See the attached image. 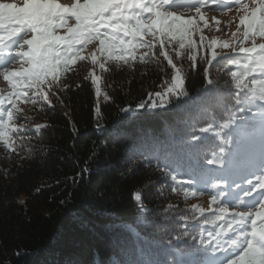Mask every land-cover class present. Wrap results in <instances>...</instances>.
Wrapping results in <instances>:
<instances>
[{
	"label": "trees",
	"instance_id": "obj_1",
	"mask_svg": "<svg viewBox=\"0 0 264 264\" xmlns=\"http://www.w3.org/2000/svg\"><path fill=\"white\" fill-rule=\"evenodd\" d=\"M163 51L153 41L127 63L111 61L99 102L91 78L76 68L48 88L51 104L34 99L31 113L16 114L26 130L11 147L0 143V264H193L204 249L217 262L228 239L216 235V223L198 221L190 241L174 238L184 219H196L173 214L170 185L188 176L200 184L205 170L214 180L219 161H233L235 144L255 135L245 130L257 109L230 106L239 91L231 72L241 69L222 56L195 67L174 60L182 96L148 108L174 76ZM141 101L146 106L137 108ZM212 106L223 114L212 118ZM202 117L211 119L210 134L187 138L186 124Z\"/></svg>",
	"mask_w": 264,
	"mask_h": 264
},
{
	"label": "snow or ice",
	"instance_id": "obj_2",
	"mask_svg": "<svg viewBox=\"0 0 264 264\" xmlns=\"http://www.w3.org/2000/svg\"><path fill=\"white\" fill-rule=\"evenodd\" d=\"M210 2L217 8L231 10L230 5L219 3L217 0H194L192 3H179L178 0H159V3L156 0H84L81 3L80 0H76L74 4L69 6L58 4L55 0H24L22 6L14 2L0 0V30L8 32L7 37L0 36V43L6 39H11L12 47L16 49V55H9L5 64L0 66V75L9 81L22 77L21 83L24 80L29 81V89L35 88L37 94L51 104L47 94L41 88L44 79L51 75L52 79L48 81V86L51 88L58 79L57 73L61 67L67 69L72 60L81 59L80 51L82 49L77 46L99 40L98 52L101 56L115 57L125 63L128 62L129 57L136 58L135 50L137 47L143 46L151 51L153 42L147 40L143 45L133 44L131 39H117V34L120 33L133 38L147 34H151L153 39H156L158 34L160 37H168L170 40L178 37L181 50L185 49V41H187L188 48L192 49L196 47L195 42L191 39L193 31L198 28L195 23L196 18L204 19L201 9L209 6ZM236 2L240 3V0H236ZM240 6L244 9L248 7L242 3ZM169 9H181L195 15H190L185 19L184 11L177 15L175 11ZM69 13L75 18L74 26L68 25L66 17ZM257 13L260 15L258 16ZM56 20L60 24L68 25L65 35H57L53 32L54 21ZM5 22H7L8 27H5ZM240 22L241 24L248 22V29L242 36L233 33L237 39H247L249 33L254 34L255 32L264 38V0H258V6L253 7L251 16H242ZM257 23L258 28L255 27ZM101 37L104 38L101 39ZM204 40L205 38L201 36V45H204ZM159 43L163 47L165 40L160 39ZM62 45L66 46V52L62 54L53 51L57 46ZM214 45L215 41L212 42V45L204 46L211 47ZM224 46L228 47V42H225ZM5 47H9V45L5 44ZM231 47L233 52L248 55L242 58L243 62L236 56L221 57V61H231L241 69L239 72H231L235 81V88L239 91L235 94L234 104L230 106L241 105V110L247 107L248 113L252 112V108L248 105L254 106L258 115H252L249 118L257 120L260 126L264 128V86L258 90L249 89V85L245 83V79L252 76L257 70L264 74V43L258 45L253 43L251 47H245L242 43H233ZM162 55L167 59L168 64L175 69L176 75L171 85L164 91L155 93L156 99L147 104V107L152 109L166 106L165 97L169 94L179 96L183 92L185 82L180 74L181 69L177 68L176 63H173L172 56L167 51H163ZM178 55H183V53H178ZM216 57L217 53L212 51L211 59L207 57L202 59L206 64H211L213 60H216ZM188 58L195 67L196 57L192 55ZM97 59L98 56L94 53L92 55L93 63H96ZM141 59H143V55ZM21 60L23 63L29 64L30 67L24 68L22 72L14 70L11 62L19 63ZM61 61H63L62 64ZM99 67L104 69V63L101 62ZM204 71L207 72V68ZM207 83L212 85L214 81L208 80ZM245 89L249 90L245 91ZM99 91L97 85V95H99ZM20 95H24L26 101L35 102L33 96L21 92L9 93L4 99L9 100L15 106V101L11 97H19ZM2 103L3 100H0V104ZM145 106L144 101L136 105L137 108H144ZM131 110V107L122 109V111ZM16 111H20V109H16ZM13 114V111H7L9 120L12 119ZM227 126L229 125L226 124L225 127ZM208 130V128L202 129L203 132ZM219 162L223 163V161ZM261 169L264 172V163H262ZM243 197L246 199H240L236 207L255 209L259 205V210L232 212V219L226 221L227 228L222 227L221 231L216 234L218 237L222 236L229 229L236 233L234 238L230 237L228 240L231 247L230 255L221 258L219 264H225V262L227 264H264V175L258 177L255 183L249 182V187L244 190ZM213 202H215V197H213ZM219 212L222 214L221 216H214L205 223L215 224L218 219H222L223 215L228 213V208L226 206L221 207ZM253 216L256 218L253 219ZM257 220L261 221L260 227H257ZM233 224L235 225L234 228L232 227ZM232 256L235 258H230ZM193 264H216V260L207 249H204L202 258L193 261Z\"/></svg>",
	"mask_w": 264,
	"mask_h": 264
},
{
	"label": "rangeland",
	"instance_id": "obj_3",
	"mask_svg": "<svg viewBox=\"0 0 264 264\" xmlns=\"http://www.w3.org/2000/svg\"><path fill=\"white\" fill-rule=\"evenodd\" d=\"M82 3L84 0H80ZM4 2H14L19 5H23L24 0H4ZM58 4H63L65 6H69L71 4H74L76 0H55ZM157 3H159V0H156ZM179 3H192L194 0H178ZM219 3H224L226 5L231 6V10L228 8H217L214 4L211 2L209 3V6L204 7L201 9V12L204 16V19H199V17L196 18L195 23L198 25V28L193 31L191 39L195 42L196 47L189 49L187 41H185V49L181 50L179 48V38L171 39L168 37H160L159 34L157 35L156 39H153L151 34H147L145 36H136L135 38L131 36H124L122 33L117 34V39L123 38L124 40L131 39L133 44L137 45H143L145 41L152 40L153 41H159L160 39L165 40V46L167 48V51L169 55L173 58V63H175L174 60L180 61L181 59L187 58L189 59V56L194 55L196 57V62L204 61L202 58L207 57L208 59H211V53L212 51H215L217 53L216 61L220 59L221 56L224 55H231V56H237V54H243L241 57L248 54L244 53H238L233 52L231 45L233 43L235 44H243L245 47H251L253 43L260 44L264 43V38L260 37L258 32L249 33V36L247 39H237L235 36H233V33H236L237 36H242L243 33L248 29V22H245L244 24H241L240 18L244 15L251 16L253 7L258 6V0H240V3H237L236 0H217ZM246 4L248 5L247 9L241 8L240 4ZM172 11H175L177 15H180L182 11L181 9H169ZM148 15V14H146ZM190 15H195L194 13H189L187 11H184V18L187 19ZM259 16L260 13H257ZM68 20V25L74 26L76 21L73 16L69 13L66 17ZM55 27L53 28V32L57 35H65L67 33V26L60 24L58 20L54 21ZM258 23L255 25L256 28H258ZM5 27H8L7 22H5ZM239 30V31H238ZM10 31V29H9ZM104 31V29H102ZM109 32L111 30H108ZM0 36L7 37L8 32L0 30ZM203 36L205 38L204 45H212V42L215 41V45L211 47H205L204 45H201L200 43V37ZM104 37H101L103 39ZM14 39V38H13ZM170 40V42H169ZM225 42H228V47H225ZM3 44L9 45V47H6L3 52L0 54V66L5 64V61L9 55H16V49L15 47H12V40L6 39ZM1 47V46H0ZM81 48L80 51V57L81 59H74L72 62L67 66V69L61 67L58 70L57 76L59 78L65 74L67 70H73L76 69L77 71H84L85 75L89 76L94 84V88L96 91L97 85L99 86V95H97L98 102L102 98L103 91H102V84H103V78L105 70L108 66V64L113 61H122L119 59H116L115 57H106L101 56L98 52L99 48V40H93L87 45H80L77 46ZM146 47L140 46L137 47L135 50V54L137 52H143L146 50ZM15 50V51H14ZM54 52L64 53L67 51L66 46H57L55 49H53ZM183 53V55H178V53ZM96 54L98 56L97 62L93 63L92 61V55ZM71 55V53H69ZM119 55V53H117ZM215 61V60H213ZM212 61V62H213ZM103 62L105 67L104 69H101L99 67V64ZM63 61H61V64ZM12 66L14 70L22 72L24 68L30 67L29 64L23 63L21 60L19 63H16L15 61H12ZM178 68V67H177ZM181 76H183V73H180ZM257 74V75H255ZM255 74H252V80L249 81L248 85H250L249 89H259L260 87L264 86V80L260 79L258 77L263 76L264 74L260 75L261 73L259 70L255 72ZM176 75V71L174 69V76L171 80V83ZM184 78V76H183ZM254 78V80H253ZM22 77L14 78L13 80L9 81L4 78L3 75H0V100H3V103L0 104V143H5L7 146L11 147L13 144V141H15V138H18L24 130H26V127L23 126V124L20 122L21 120H18L16 117L17 113L25 112L26 114L31 113L28 109L29 101H26L24 99V95L12 96L11 99L15 101V106H13L12 103L9 102V100L4 99L5 96H7L9 93L14 92H21L25 93L28 96H33L36 101L42 100V97H40L37 94V90L35 88L29 89V81L24 80L23 83L20 81L22 80ZM51 75H48L44 79V83L41 86L43 92L47 94L48 100V81L51 80ZM55 82V83H56ZM183 93V92H182ZM182 93L177 96L174 94H169L165 97L167 101V105H169L170 101L174 102L178 98L182 96ZM35 94V95H34ZM97 94V93H96ZM156 99L155 94L150 98V102L152 100ZM171 102V103H172ZM165 106H161V108H164ZM249 107V106H248ZM149 108V107H148ZM217 107L212 106V109L214 112H212L210 115H212V118L216 115H222L221 111L216 109ZM16 109H20V111H16ZM152 109V108H151ZM155 109V108H154ZM13 111V117L11 120L7 117V111ZM257 111V110H256ZM210 112V111H209ZM254 114L258 115L257 112ZM253 114V115H254ZM211 120V119H210ZM210 120L202 117L197 121H194L193 123L188 122L185 126L184 132L185 136L187 138H193L197 133L202 131L204 128H208V133L211 131L210 126ZM222 121H215V123L219 124ZM249 123L246 124V126H253L249 129H246L245 132L248 135L252 134V131L255 130V135L251 138L250 142H238L235 144V152L238 156L237 158H234V160L237 161V163L240 165L236 171V165L231 162V160H227L226 162L219 163L220 171L217 173L214 182V185L211 186L210 183H207L208 181H211L212 179L209 177V174L205 170L204 173L200 174V184L195 185L194 180L191 176H188L187 179H176L171 182L170 187L173 189V193L177 196L174 197V200H176L177 205H174L171 207L172 210H177L174 213H179V211H182V213L186 216L194 217L196 220L192 221L191 223L189 220L182 221V229L180 235L177 234L176 238L179 240V238H182L183 241L191 240L190 235L194 234V230H197V227L199 228L201 225H199L198 221H203L205 219L208 220L211 216H221L222 214L219 212V209L221 207H227L228 213L223 215L222 219H218L216 221V230L217 232L221 231V228H227L226 221H229L232 219V212H247V211H258L259 205L256 206L255 209H249L244 207H236L237 203H239L240 199H246L243 197V192L246 188L249 187V182L255 183L257 181V178L261 175H264V172H262L261 165L264 163V128H262L257 120L251 119L248 121ZM6 133V135H5ZM219 134H225L226 131L218 129ZM210 134V133H209ZM247 139V138H245ZM17 141V140H16ZM15 141V142H16ZM235 157V156H234ZM242 164V165H241ZM233 166V167H232ZM224 183L225 186H228L225 189L220 190L219 195H216V191L218 190V187L220 186L219 183ZM220 188V187H219ZM259 191V189H256ZM213 197H215V202H213ZM195 210V212L193 211ZM170 211L167 208H163L161 210V214H169ZM169 216V215H168ZM256 217L253 216V219ZM193 225V226H192ZM261 226V221L257 220V227ZM233 228L235 225L233 224ZM224 236L229 240V238H234L236 233L232 232L231 229H229L227 232L223 233ZM220 237V236H219ZM228 240L226 241V247L223 248V251L218 255L216 264H219V260L225 256H229L231 252V247L228 244ZM230 258H235L234 256ZM227 264V262H225Z\"/></svg>",
	"mask_w": 264,
	"mask_h": 264
},
{
	"label": "bare ground",
	"instance_id": "obj_4",
	"mask_svg": "<svg viewBox=\"0 0 264 264\" xmlns=\"http://www.w3.org/2000/svg\"><path fill=\"white\" fill-rule=\"evenodd\" d=\"M81 2V1H80ZM82 3V2H81Z\"/></svg>",
	"mask_w": 264,
	"mask_h": 264
}]
</instances>
